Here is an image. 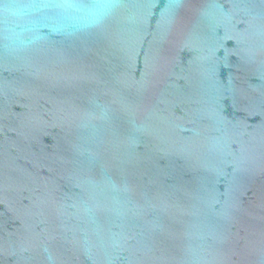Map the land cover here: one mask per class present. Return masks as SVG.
Wrapping results in <instances>:
<instances>
[{
    "label": "water",
    "instance_id": "obj_1",
    "mask_svg": "<svg viewBox=\"0 0 264 264\" xmlns=\"http://www.w3.org/2000/svg\"><path fill=\"white\" fill-rule=\"evenodd\" d=\"M0 264H264V0H0Z\"/></svg>",
    "mask_w": 264,
    "mask_h": 264
}]
</instances>
